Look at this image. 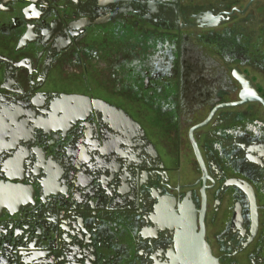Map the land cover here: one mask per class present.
I'll return each instance as SVG.
<instances>
[{"label": "flooded vegetation", "instance_id": "obj_1", "mask_svg": "<svg viewBox=\"0 0 264 264\" xmlns=\"http://www.w3.org/2000/svg\"><path fill=\"white\" fill-rule=\"evenodd\" d=\"M0 264H264V0H0Z\"/></svg>", "mask_w": 264, "mask_h": 264}]
</instances>
